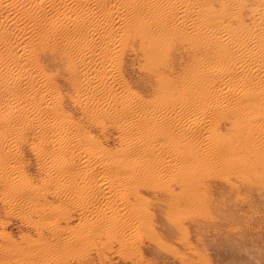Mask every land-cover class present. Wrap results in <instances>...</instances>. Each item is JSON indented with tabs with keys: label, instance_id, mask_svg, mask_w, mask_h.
Here are the masks:
<instances>
[{
	"label": "bare ground",
	"instance_id": "obj_1",
	"mask_svg": "<svg viewBox=\"0 0 264 264\" xmlns=\"http://www.w3.org/2000/svg\"><path fill=\"white\" fill-rule=\"evenodd\" d=\"M27 1L0 0V38L4 41L9 26L19 22L15 14H27L45 5L55 7L64 29L75 27L82 32L80 39L68 38L65 45L69 50L67 72L73 76L69 84L77 93L75 103L103 131L107 129L106 121L113 124V117L116 124L120 121L117 126L123 132L139 126L143 134L139 139L125 140L124 150L104 149L83 126L64 118L63 98L54 86L56 77L45 72L27 73L31 60L27 64L22 59L27 49L21 45L7 48L19 74L6 61L7 76L0 77V82L7 84V89L0 91L6 99V104L0 106V128L4 132L0 130V169L14 194L12 199L39 193L15 167L19 160L16 146L27 140L26 131L34 129L49 179L66 177L56 187L65 197L71 195L68 204L54 207V217L68 219L71 214L67 207L73 206L88 219L73 235L67 231L70 235L62 243L64 247L73 246V242L86 247L93 240L106 237L110 244L119 242L123 255L129 256L136 251L135 240L143 238L145 231L148 235L151 229L147 224L154 211L144 192H164L177 209L197 203L199 206V193L203 192L198 189L203 182H199V177L204 174L194 173L195 170L206 171L207 175L221 171L218 168L222 165V172L228 173L264 165V11L261 22L252 26L242 19L247 9L245 0H232L239 12L230 17L213 12L207 4L189 5L183 0H81L80 4L65 0L61 6L55 5V0H32L31 5ZM105 5L107 8L101 11ZM11 12L14 19L12 16L13 22L8 25ZM75 13L79 19H72ZM227 20L236 24L226 25ZM60 44L41 46L56 54ZM176 49L188 50L199 60L190 62L177 81L170 77ZM128 52L143 60L142 69L160 85L162 105H142L131 92L124 95L127 86L120 77ZM203 55L205 59H201ZM1 58L0 63L5 61ZM211 81L214 82L206 85ZM177 105L181 109L192 107L195 114L182 115L184 110L177 111ZM209 109L218 123L231 122L230 136L235 138L222 134L218 124L208 125L205 112ZM23 115V127H16V119ZM173 128L179 138L171 133ZM156 142L166 150L164 155ZM66 146L75 149L63 150ZM150 157L155 160L150 161ZM54 225L59 234H66L63 227Z\"/></svg>",
	"mask_w": 264,
	"mask_h": 264
},
{
	"label": "rangeland",
	"instance_id": "obj_2",
	"mask_svg": "<svg viewBox=\"0 0 264 264\" xmlns=\"http://www.w3.org/2000/svg\"><path fill=\"white\" fill-rule=\"evenodd\" d=\"M64 1L55 0V5L61 6ZM76 1L80 4L81 0ZM152 1L159 3L163 0ZM183 1L189 5L197 3L207 4L213 9V12L225 13L227 17L236 15L239 12L237 7L232 6V0ZM245 1L247 9L244 10L242 19L245 20L246 24L258 25V22H261L262 19L264 3L261 4V0ZM26 3L31 5L32 0H28ZM106 8V5L103 6L101 11ZM12 13L9 16L10 19H14ZM15 15L16 21H19L17 23L18 26L15 24L13 26L10 25L13 19L9 22L8 17L6 20L7 23L9 22L8 25H10L8 35L4 41L0 38V42L1 40L3 41L0 43L2 44L0 45V56L2 54L1 57L5 59V63H0V77L7 76L8 70L5 64L8 62L6 61H10V66L8 67H11L14 72L17 70L15 73L19 74L16 65L14 63L13 65L11 64L13 58L8 53L7 48L21 45V47L27 49V53L22 58L24 63L28 64L29 60H31L30 64H28L31 66L26 68V70L28 69L27 73L36 75L38 72H45L55 76L56 85L54 86H56L55 88L58 91L60 90L61 98H63L62 110L64 118L66 116L68 120H74V123L83 126L88 134L94 139L96 138L95 140L102 144L103 148L105 147L104 149L111 151L124 150L125 140L141 138L143 134L140 133L139 126H136L131 132L125 133L117 126L120 121L116 124L113 117H111L113 124H109L106 121L107 129L103 131L99 126H95L90 116L82 110L80 105L75 103L74 99L77 97V93L69 84L73 76H70L69 72H67L66 56L69 50L66 49L65 45L68 38H81L82 32L80 29L75 27L70 30L64 29L60 18L57 16L56 8L50 5L31 9L27 14L21 15L19 13ZM79 16V14L75 13L72 15V19H79ZM231 23L236 24L233 21H226V25ZM2 31L0 27V34ZM5 41L10 45L6 46L7 43ZM54 42L61 43L56 54L46 49L43 50L42 44H52ZM187 51L183 49L173 51L172 56L175 59V67L174 73H171L170 77L175 81L179 80L190 62L198 60ZM32 52L35 54L33 53V55ZM30 54L31 56H29ZM1 57L0 59L3 60ZM205 58L206 56L203 59ZM124 62L123 74H121L123 77H120V80L123 81L128 89L123 91L124 95L134 94L137 102L139 101L142 105H162L164 103L161 99L163 96L162 90H158L160 85L142 69L143 60L134 52H128ZM2 66L5 67L3 68ZM1 74L5 76H1ZM212 82L214 81L206 85ZM6 86L5 82H0V91H3V88L4 90L7 89ZM119 92L122 94L121 90ZM2 98V95H0V99ZM189 101L194 102L195 99H189ZM0 102V106H4L6 99L3 98ZM14 102L17 103L16 100ZM229 102L233 101L229 100ZM119 107L122 106L118 105V109H121ZM185 108L188 109L186 110ZM185 108L181 109L180 105L176 107L180 113L184 110L181 114L187 117L195 114L194 109H191L192 107ZM205 114L206 118L210 120L208 125L218 124L219 131L231 137L233 126L230 121L218 123L210 109ZM47 117L51 118L50 116ZM25 118L26 116L23 115L16 119L15 126L23 127L22 123ZM168 123L171 124L172 122L169 121ZM0 130L3 132L1 128ZM26 133L28 134L27 140L20 142L16 146L15 150L19 160L15 162L16 166H12L24 173L27 181L39 193H27L25 196H18V199H12L14 194H12L10 185L5 181L4 172L0 169V264H264V165H251L249 170L246 168L248 171L244 169V171H232V173L224 170L222 172V165L221 168L220 166L218 168L221 171L210 172L207 175L206 171L204 173L203 170L193 169L195 170L194 173L199 174L200 172L205 176L199 175L202 177H199V182L203 181L201 186H199L201 189L198 187L199 190L203 191L199 193L201 196H197L198 199L200 198L199 206L198 203L190 207L183 205L179 206L181 208L179 210V207L177 209L170 203V199L164 192L158 191V189L144 192L145 197L149 198L152 203L151 211H154L151 212L153 213V218L147 224L149 227L151 226L149 231H153V234L149 231L148 235L146 231L143 232V238H139V240L141 239L140 242L139 240L136 241L137 239L134 237L136 239L135 246L137 245L139 249L135 247L133 250L136 251L127 250L134 252L132 254L129 252V256L123 255L121 251H124V248L120 246L119 242L110 244L106 237L93 240L92 246L90 243H87L88 247H85L86 244H82L84 245L82 246L73 242V246L67 248L63 246L67 236L73 235L74 230L78 229L81 224H85L88 219L80 208L74 209L73 206L67 207L71 214L69 215L71 217H67L68 219H56L54 217V207L62 203L68 204L71 200H69L71 195H66L65 197L60 188L57 189L56 187V183L60 179L62 180L59 182H65L66 177L59 178L58 176L59 180L49 179L51 176L45 171L46 167L42 161L43 159H41V153L37 149L40 140L35 136V130L32 129L26 131ZM171 133L176 137L179 135L175 128H173ZM8 137L11 138L12 136L9 135ZM231 138L235 137L232 136ZM156 145L160 150V154L164 155L166 150L157 142ZM66 148L75 149L72 146H66L62 149L67 150ZM47 149L50 150L51 148ZM149 160L154 161L155 158L150 157ZM190 167L196 168L194 166ZM197 174H194V176H198ZM53 180H56V182ZM203 185L205 186L203 187ZM46 186L50 188L47 190ZM56 189L59 192H56ZM40 192L43 194L41 195ZM38 195H40V198ZM39 208L40 210L37 211ZM26 213L31 214L28 215ZM54 224L63 227L66 234H59ZM67 231L71 233L69 234ZM105 243H108V246ZM102 244L105 245L103 246ZM131 255L132 257L129 258Z\"/></svg>",
	"mask_w": 264,
	"mask_h": 264
}]
</instances>
